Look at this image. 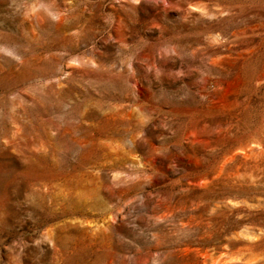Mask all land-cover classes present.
I'll use <instances>...</instances> for the list:
<instances>
[{"label": "rangeland", "instance_id": "374dc122", "mask_svg": "<svg viewBox=\"0 0 264 264\" xmlns=\"http://www.w3.org/2000/svg\"><path fill=\"white\" fill-rule=\"evenodd\" d=\"M0 264H264V0H0Z\"/></svg>", "mask_w": 264, "mask_h": 264}]
</instances>
